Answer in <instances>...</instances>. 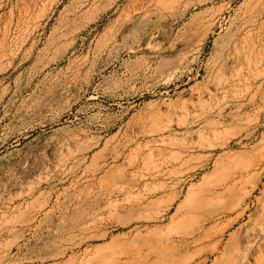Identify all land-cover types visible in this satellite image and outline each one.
<instances>
[{
	"label": "rangeland",
	"instance_id": "rangeland-1",
	"mask_svg": "<svg viewBox=\"0 0 264 264\" xmlns=\"http://www.w3.org/2000/svg\"><path fill=\"white\" fill-rule=\"evenodd\" d=\"M194 2L0 0V264H264V0Z\"/></svg>",
	"mask_w": 264,
	"mask_h": 264
},
{
	"label": "bare ground",
	"instance_id": "bare-ground-1",
	"mask_svg": "<svg viewBox=\"0 0 264 264\" xmlns=\"http://www.w3.org/2000/svg\"><path fill=\"white\" fill-rule=\"evenodd\" d=\"M214 0H196V2H194L193 4H192V7L193 8H197V7H199V6H201V5H206V4H210V3H212ZM251 10V9H250ZM188 11V7L184 10V12L183 13H186ZM206 10H204V12H205Z\"/></svg>",
	"mask_w": 264,
	"mask_h": 264
}]
</instances>
